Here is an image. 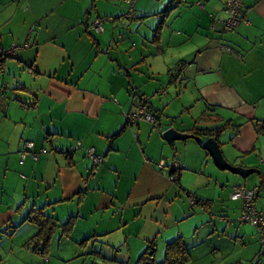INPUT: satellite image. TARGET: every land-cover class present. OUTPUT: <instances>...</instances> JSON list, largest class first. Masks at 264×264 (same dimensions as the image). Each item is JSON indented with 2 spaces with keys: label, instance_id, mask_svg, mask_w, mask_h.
I'll list each match as a JSON object with an SVG mask.
<instances>
[{
  "label": "crops",
  "instance_id": "obj_1",
  "mask_svg": "<svg viewBox=\"0 0 264 264\" xmlns=\"http://www.w3.org/2000/svg\"><path fill=\"white\" fill-rule=\"evenodd\" d=\"M125 1L0 0V49L25 46L0 62V264L25 249L48 264H138L149 244L164 252L179 237L188 264H264L261 232L235 224L241 203L230 199L236 186L253 189L264 215V0H244L229 32L225 0ZM139 18L152 19L149 55L124 29ZM140 95L156 128L127 125ZM225 123L213 137L224 159L257 173L217 168L202 148L209 136L162 137ZM24 142L33 148L21 163ZM88 149L102 157L96 171ZM36 210L58 226L71 220L44 258L23 247L39 230Z\"/></svg>",
  "mask_w": 264,
  "mask_h": 264
},
{
  "label": "built area",
  "instance_id": "obj_2",
  "mask_svg": "<svg viewBox=\"0 0 264 264\" xmlns=\"http://www.w3.org/2000/svg\"><path fill=\"white\" fill-rule=\"evenodd\" d=\"M244 0H225V12L227 14V19L223 21L222 26L223 30L225 32H229L231 30H234L241 21V8ZM127 4L132 6V1H127ZM102 21L104 20H94L91 23V28L95 32H100L102 30ZM25 46L22 47H12L11 49L4 51L0 49V57L2 56H10L15 51L19 49H23ZM7 89V87L0 86V98L2 97L4 91ZM130 124H136L140 121H145L152 123L154 127L156 128V122L152 115V111L149 109L148 106V98L141 97L137 102V108L135 113L129 115L126 117ZM33 148L32 142H25L21 149V163L23 162V159L31 149ZM81 148V144L78 143L77 146L72 149L64 152V155L67 157H72L74 155V152ZM87 156L89 160L92 163L93 168H97L101 162L102 157L97 155L93 149L87 150ZM33 159H36V156H33ZM180 168V165L178 163H175L171 169V171H177ZM174 177H171V180H173ZM255 197H256V191L253 189H247L243 186H236L233 188V190L230 193V199L233 201H239L241 203V209L239 216L237 218V222L239 224H247L252 226L253 228L259 230L261 232L262 238L261 242H264V215L259 213L255 209Z\"/></svg>",
  "mask_w": 264,
  "mask_h": 264
},
{
  "label": "trees",
  "instance_id": "obj_3",
  "mask_svg": "<svg viewBox=\"0 0 264 264\" xmlns=\"http://www.w3.org/2000/svg\"><path fill=\"white\" fill-rule=\"evenodd\" d=\"M127 1H129V0L125 1L126 4H127ZM130 1L134 2V0H130ZM127 5L129 6V8H132V6H133V4H132V6H130L129 4H127ZM133 16L134 15L131 12H128L126 15L127 18H131V19L133 18ZM89 25L91 27L90 23H89ZM95 33H97V32H95ZM6 57H9V56L4 55V56L0 57V62L3 59H5ZM141 97H143V95H140L138 100ZM148 105H149V102H148ZM152 115H153L154 119H156L154 114H153V111H152ZM207 117H209V116H207ZM126 120H127V118H126ZM128 124H130V123L127 120V125ZM226 126H227V124L225 123L224 125H221L217 128L211 129V130L195 129V130H192L190 133L195 135V136H209V137H215L216 138L217 135L220 134L226 128ZM124 129H125V127H123L119 133L114 135L111 138V140L118 137L124 131ZM175 172L176 171H171L170 174H173ZM193 202L195 203V205H201L202 207H205L208 203L207 201H202V200H199L198 198H194ZM36 211L37 212H36L35 217H33L31 219H33L36 222V224L39 226V230L35 236L30 238L23 245V247L31 249L33 252L37 253L38 255H40L41 257L44 258L48 254L49 241H50L53 233L58 228H60V230H63V233L68 232L69 226H71V220H68L65 224L58 226L55 223H51V219L49 217H47L46 215H44V213H42V210H36ZM34 212L35 211H33V213ZM155 251H156L155 244L154 243L149 244L146 251L140 256V258L138 260V264H154L153 258H154ZM189 261H190V255H189L187 246H186V244L182 238H180V237L176 238L172 242L167 243L165 245L164 264H188Z\"/></svg>",
  "mask_w": 264,
  "mask_h": 264
},
{
  "label": "rangeland",
  "instance_id": "obj_4",
  "mask_svg": "<svg viewBox=\"0 0 264 264\" xmlns=\"http://www.w3.org/2000/svg\"><path fill=\"white\" fill-rule=\"evenodd\" d=\"M120 19H122V18H120ZM123 20L125 21L124 25H126L125 28H124L126 30V33L133 31V34L138 35L139 38H140V41H141L140 45L141 46L139 45L140 47H136L135 49L139 48V50L141 51L139 53H142L144 55H149V53L153 50L152 49L153 48L152 44L150 42L151 37H152L151 34H153V33L150 34V29H149L150 28V22H151L150 20H152V19L139 18L138 20H135V21H129L127 19H123ZM146 33L149 35V38H145L144 35ZM126 38H127V40H126L127 41L126 42V52L128 53V52H130V48L132 46L131 43L134 42V41L132 39L128 40V36H126ZM143 71H144V74H145L146 73V68L145 67L143 68ZM164 85H166V83ZM164 88L166 90H169V92L174 91L173 84L172 85H166V86H164ZM179 90H180L179 86L177 85L176 88H175V91L178 92ZM98 167L97 168H93L92 165H91V170H95L96 171L98 169ZM234 222H235V224L238 225L236 219L234 220ZM56 242L57 241H55V243ZM34 256H36V255H33V253H28V251H26V249H25V257L13 258L15 260V262H13V264H48L49 259H52V257L48 256L49 259L47 261L46 260L44 261L42 258H40V257L38 258V256H36V257H34ZM35 259L38 260V261L36 262ZM83 259L84 258L79 257V258H76L74 260H71V261L67 262L66 264H82ZM163 259H164V252L162 250H160L159 247L156 248L154 264H163ZM58 264H61V262H59Z\"/></svg>",
  "mask_w": 264,
  "mask_h": 264
},
{
  "label": "water",
  "instance_id": "obj_5",
  "mask_svg": "<svg viewBox=\"0 0 264 264\" xmlns=\"http://www.w3.org/2000/svg\"><path fill=\"white\" fill-rule=\"evenodd\" d=\"M162 137L164 138V140L168 145H172L175 141H182L191 138L198 141L200 140L199 136H195L193 134H183L173 128L166 130L162 134ZM202 148L211 156L216 167L221 170H225L231 174L240 176L242 178H245L252 173H257V171L254 169H245L242 167L233 166L230 163H228L222 155L218 142L213 137L207 138L202 143Z\"/></svg>",
  "mask_w": 264,
  "mask_h": 264
}]
</instances>
